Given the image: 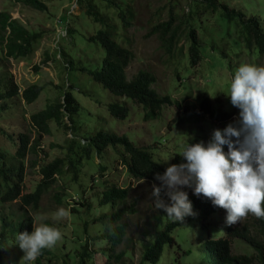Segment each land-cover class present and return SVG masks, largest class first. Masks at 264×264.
Segmentation results:
<instances>
[{
    "label": "rangeland",
    "instance_id": "rangeland-1",
    "mask_svg": "<svg viewBox=\"0 0 264 264\" xmlns=\"http://www.w3.org/2000/svg\"><path fill=\"white\" fill-rule=\"evenodd\" d=\"M45 5L44 12L14 4L13 0H0V12H7L11 19H15L29 33L41 35L40 40L34 45V52L25 59H9L3 61V69L10 75L14 84L21 93L28 85L43 86L44 90L37 100L27 105L22 99L13 98L9 101L0 102V123L9 125L14 135L25 134L29 136L30 143L35 139L39 144L34 154H29L24 159L23 184L25 193L33 188L41 180L39 170L54 159H63L67 154L69 141L85 145L88 138L98 132L125 135L133 146L146 149L153 154L155 162L166 169L169 166L171 155L179 154L181 146L188 142L207 143L214 129H223L225 125L214 123L200 117L198 103L203 93H208L211 103H215L220 109L228 107L232 111V122L237 116L238 110L227 102L228 82L230 71L224 65H218V55L213 56L210 52L206 58L192 69V74L187 77L182 72L184 67L178 53L173 58L166 56L160 49L156 36H148L151 26L166 19L165 12L156 15V11L171 0H121L124 6L132 8L135 17L133 27L127 35L130 39V51L134 59L127 69L130 77L138 71H146L155 78L152 87L160 96H169L172 102L178 106H170L163 110L159 120L144 122L140 107L125 102L129 110L127 119L119 122L111 117L106 108L113 102L122 103L109 95L99 85L92 82L85 74L76 70L80 65L87 69H98L104 56V50L95 48L87 42V37L98 27L85 18L79 17L75 0H39ZM120 3V0H116ZM231 10L240 12L247 19H260L264 26V0H223ZM191 0H175V10L178 16L189 13L192 8ZM75 18L68 17L67 15ZM66 16V17H65ZM202 30L198 33L199 39L207 41L210 33L220 34L217 17L207 14L203 17ZM69 20L73 27L72 33L66 32L65 27L57 26ZM67 20V21H64ZM74 21V22H73ZM63 35L58 38V32ZM68 31V29H67ZM218 35L217 36L218 38ZM63 38V41L61 40ZM217 40V39H216ZM181 40L179 46H183ZM220 46V45H219ZM71 63L70 71L67 70V62L61 56L64 54ZM183 55L186 48L182 49ZM217 54V53H215ZM242 55V53H240ZM245 58L241 57V61ZM67 65V66H66ZM218 65V66H216ZM264 66V58L261 61ZM179 71L181 79L175 78V72ZM182 78H185L182 79ZM184 83L185 88L182 86ZM67 87L72 88V94L79 103L80 111L76 116V134H72L67 128L51 122L48 125L49 133L38 137L29 118L32 114L43 110L46 106L61 100V93ZM9 107L8 110L3 108ZM191 109V115L185 111ZM67 127L69 122L64 119ZM227 123V124H228ZM81 128V129H79ZM85 139V140H82ZM84 143V144H82ZM76 144V143H75ZM0 145L8 148V144L0 139ZM119 149H108L98 158L92 155L84 162L82 169L78 171V180L73 182L70 175L58 179L48 192L41 197L36 211L27 209V214L33 219V228L44 224L53 223L61 233V239L50 249H43L48 254H40L34 264H79L78 256L83 252L84 242H87V253L91 257L85 260V264H139L141 247L145 245L149 236L157 227L156 218L158 210L153 206L151 197L154 184L143 181L138 183L129 182L125 170L120 165V159L125 157ZM99 166L104 168L102 177L98 174ZM93 176V177H92ZM92 177V180H90ZM103 181L116 185L120 188H128L129 192L125 203L118 208L133 207V214L126 215L124 220L127 224L126 238L123 244L114 253L122 256L117 262L109 255H113L107 239L102 236L111 234L114 226L108 223L91 224L99 214L111 215L113 208L107 205L104 208L97 206L100 192L103 189ZM129 185V186H128ZM188 193V199L192 196L191 189H183ZM59 200V201H58ZM75 201L79 203L74 204ZM91 205V212L85 213L80 203ZM72 205L74 206L71 209ZM18 205H5L0 208L2 215L15 214L17 216ZM68 210L69 215L58 219L55 213L58 209ZM194 213V212H193ZM86 221V237L84 231ZM162 225L170 221L167 216L162 217ZM179 229L173 234L174 242L165 246L163 255L158 264H200L205 254L204 242L210 235L217 238L223 235L228 226L225 223V210H219L204 226L200 224L196 213L185 217ZM85 238V240H84ZM80 240V241H78ZM250 248L239 241L233 242L232 253L249 254ZM23 252H7L0 259V264H19Z\"/></svg>",
    "mask_w": 264,
    "mask_h": 264
},
{
    "label": "trees",
    "instance_id": "trees-1",
    "mask_svg": "<svg viewBox=\"0 0 264 264\" xmlns=\"http://www.w3.org/2000/svg\"><path fill=\"white\" fill-rule=\"evenodd\" d=\"M171 1V4L156 11L157 16L165 12L166 19L151 26L148 36H156L160 49L166 56L173 58L174 54L178 53L184 66L182 72L186 77L192 74V69L197 68L195 66L206 58L208 52L213 56L218 55V65H225L229 69L231 74L228 87L235 70L242 63L261 66V61L264 58V26L260 19L245 18L242 13L229 9L223 0H191L192 8H189V13L178 16L175 10V0ZM13 2L38 12L45 11V5L39 0H13ZM119 2L116 0L74 1L79 17L83 15L90 23L98 27L87 37V42L93 44L95 48L104 50V56L98 69L91 70L80 65L76 70L85 74L112 97L123 101L122 103L113 102L106 108L108 114L116 121L124 122L128 117L129 110L125 102H131L141 108L144 122L156 121L161 118L163 110L173 104L178 105L172 102L169 96H160L155 92L152 88L155 85V78L152 74L138 71L130 77L127 75L126 71L134 59L129 48L130 39L127 33L133 27L135 14L132 8L122 4L127 2L121 0ZM207 14L217 17L216 25L220 29V34L210 33V38L205 41L199 39L198 33L202 30L199 24L202 26L205 20L203 17ZM67 16L71 17L69 14ZM73 19L75 21V18ZM60 21L61 19L58 20L57 26L65 27L70 36L73 31L70 29L73 27L72 23L64 19L67 22L61 25ZM215 35H218V38ZM60 37L58 36L57 39L59 40ZM40 38L41 35L26 31L17 20L11 19L7 12H0V102L19 98L25 104L30 105L43 92V86L30 84L19 93L18 87L12 81L11 76L7 75L2 64L3 61L9 59H25L31 56L34 52V45ZM61 40L63 41V38ZM181 40L184 41L183 46H179ZM183 48H186L185 55L182 53ZM240 53L245 56L243 61H241ZM61 56L65 58L68 64V66L66 65L67 70L70 71L72 65L67 60V56L65 53ZM175 78L181 79L179 71L175 72ZM182 79L185 80V78ZM182 86L185 88L184 83ZM72 91V88L67 87L61 93V100H57L30 116L31 126L38 131L37 138L49 133L48 125L51 122L69 129L73 135L77 133L75 119L80 111V106L73 97ZM8 108L5 107L3 110L6 111ZM190 110L187 109L185 113L191 115ZM198 111L200 117L225 126L233 115L232 111H228V107L222 110L215 103L212 104L208 93H203L200 98ZM64 119L69 122V127L63 123ZM0 139L8 144V148L0 145V208L5 205H18L17 216L9 214L0 217V259L7 252L20 250L15 243L17 233L24 231L30 233L33 230V219L27 214V209L32 212L36 211L41 197L53 185H56L57 178L60 179L69 174L73 182L77 181L79 169H82L84 162L89 160L93 154L99 158L109 148L119 149L118 151L125 155L120 159V165L125 170L129 182L133 183L146 181L159 186V182L154 180V174H162L165 171L158 162L154 161L151 152L133 146L125 135L98 132L90 136L85 145L80 146L76 141H69L68 154L63 159H54L46 166L41 167L39 170L41 180L32 191L25 193L24 159L27 155L34 154L39 140L35 139L31 144L29 136L14 135L13 129L9 125L1 123ZM224 151H227L226 146H224ZM182 162L184 161L179 154H172L169 165ZM97 172L102 177L104 168L99 166ZM102 185L103 189L100 192L97 206L104 208L111 205L113 212L111 215L99 214L90 223L92 225L108 223L114 226L111 234L102 236L98 240L107 239L113 254L109 255V260L113 258L114 262H117L123 253L115 255L114 251L123 244L126 238L127 224L124 217L133 214L134 211L133 207L118 208L125 203L129 192L128 188H120L108 184L106 181H103ZM189 200L193 212L197 214L202 226L219 210H222L213 206L203 196L192 194ZM165 201L167 202L166 197ZM74 204L79 207L77 201ZM74 206L72 205L71 209ZM80 206L85 213L91 210V205L84 202H81ZM163 216H165L163 211L158 210L156 225L158 228L161 227V230L151 234L148 242L141 247L139 264H158L164 247L173 244V234L179 229L180 224L168 222L162 225ZM85 222L83 223L84 235L86 234L85 228H87ZM44 224L54 227L50 222ZM235 241L243 243L250 248L251 252L249 254L232 253V245ZM203 246L205 254L201 258L200 264H264V218H257L249 214L236 224L228 225L223 235L217 238L209 235ZM87 251V242L85 241L83 252L78 256L79 264H85V260L91 257ZM41 253L48 254L43 250Z\"/></svg>",
    "mask_w": 264,
    "mask_h": 264
},
{
    "label": "clouds",
    "instance_id": "clouds-1",
    "mask_svg": "<svg viewBox=\"0 0 264 264\" xmlns=\"http://www.w3.org/2000/svg\"><path fill=\"white\" fill-rule=\"evenodd\" d=\"M226 96L238 110L235 119L222 130L214 129L207 143H184L179 153L184 162L154 174L159 186H152L153 206L170 221L194 215L185 188L225 210L227 225L249 214L264 218V66L242 63ZM68 215L63 208L55 213L58 219ZM60 239V231L45 224L17 233L15 243L23 252L19 264H34L43 249Z\"/></svg>",
    "mask_w": 264,
    "mask_h": 264
}]
</instances>
